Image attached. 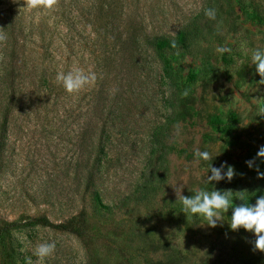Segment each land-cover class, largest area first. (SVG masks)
Returning a JSON list of instances; mask_svg holds the SVG:
<instances>
[{"label": "rangeland", "instance_id": "374dc122", "mask_svg": "<svg viewBox=\"0 0 264 264\" xmlns=\"http://www.w3.org/2000/svg\"><path fill=\"white\" fill-rule=\"evenodd\" d=\"M22 2L37 29L0 150V230L12 264H37L33 250L45 241L56 250L40 264H264L254 234L230 229L232 209L215 228L174 210L178 184L189 197L247 190L254 205L253 193L264 195L245 163L264 146V84L251 60L264 51V0ZM181 30L192 38L186 50L146 43ZM163 61L170 80H161ZM73 67L95 72V83L66 92L56 75ZM197 149L212 160L198 161ZM225 162L232 181L208 183L211 166ZM0 264H9L1 245Z\"/></svg>", "mask_w": 264, "mask_h": 264}, {"label": "clouds", "instance_id": "9594fccd", "mask_svg": "<svg viewBox=\"0 0 264 264\" xmlns=\"http://www.w3.org/2000/svg\"><path fill=\"white\" fill-rule=\"evenodd\" d=\"M55 0H28L26 7H37L40 5L52 6ZM205 15L209 19L216 18V10L209 8L205 10ZM7 35L0 28V43L6 42ZM227 49L218 47L217 52H224ZM252 64L255 65L256 72L261 77L260 84H264V51L256 49L252 52ZM97 75L93 71H86L80 67H73L69 71H59L56 75V82L63 86L66 92L78 93L84 88L91 86L95 83ZM183 95L186 97L188 92L185 91ZM197 160L209 161L212 160V155L208 151H200L197 149L194 153ZM264 162V146H260L256 157L246 161L249 169H254L257 172V179H264V172H261L256 161ZM226 169V170H225ZM211 175L207 177L208 183H219L222 180L229 182L236 176L233 166L227 163L221 164L219 168H210ZM184 186L178 184L174 188L176 201L182 204V212L190 213L193 216H202L207 225L211 228L217 227L218 223L222 220V213H227L232 209L230 218V229L238 231L244 229L247 232L253 233L255 240L253 242L254 250L264 252V195L256 198L255 204L249 203V193L247 190L233 191L228 190H196L193 195H182ZM253 195H255L253 193ZM240 201L239 204H234V201ZM56 250L55 242H42L38 243L34 250L33 255L37 257V264L44 261L46 258L52 256ZM26 264H33L30 257L26 258Z\"/></svg>", "mask_w": 264, "mask_h": 264}, {"label": "trees", "instance_id": "16d2710c", "mask_svg": "<svg viewBox=\"0 0 264 264\" xmlns=\"http://www.w3.org/2000/svg\"><path fill=\"white\" fill-rule=\"evenodd\" d=\"M22 0H0V28L7 35L6 42L0 43V150L4 146L7 137V125L10 113L16 103V86L22 74L26 71L25 50L28 43L32 42L37 25L36 18L26 17L22 10ZM193 35V33H192ZM146 43L154 51H164L172 47H180L184 50L192 45V38L186 30L179 31L174 40L164 37H154L147 39ZM161 80L170 78L171 65L167 61L162 62ZM179 98H177V101ZM234 118V117H233ZM217 126L219 122L214 119L210 123ZM161 143L160 141L158 142ZM264 164V162H263ZM95 183L94 173H91L87 180L86 187L93 190ZM262 190L255 193L259 196ZM94 198L98 201L96 191H92ZM254 197H249L252 204ZM237 204L241 203L236 201ZM182 213V206L174 209ZM0 245L2 247V259L9 264L15 259V251L11 241L7 240L5 230H0Z\"/></svg>", "mask_w": 264, "mask_h": 264}]
</instances>
